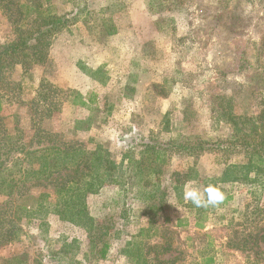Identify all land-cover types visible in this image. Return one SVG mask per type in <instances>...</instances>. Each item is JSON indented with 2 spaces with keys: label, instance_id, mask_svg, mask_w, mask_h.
<instances>
[{
  "label": "rangeland",
  "instance_id": "1",
  "mask_svg": "<svg viewBox=\"0 0 264 264\" xmlns=\"http://www.w3.org/2000/svg\"><path fill=\"white\" fill-rule=\"evenodd\" d=\"M228 1L49 0L69 23L51 40L46 61L27 70L15 64L0 75V174L21 176L30 166L27 153L47 145L76 140L91 151L101 145L115 163L114 182L86 204L109 249L98 259L85 229L60 220L52 208L37 213L45 202L31 196L51 186L27 180L13 197L0 195V233L9 231L13 239L0 246V258L15 264H133L144 246L159 245L148 253L158 264H199L202 252L215 253V264H264L261 186L214 183L224 163H246L238 150L223 148L233 133L220 119V97H237L235 114L255 112L247 101L260 36L242 20H216ZM104 21L115 26L113 34H103ZM13 39L0 11V49ZM261 91H255L257 103ZM253 122L242 128L249 136ZM202 145L214 150L193 152ZM129 157L136 163L129 164ZM177 173L184 177L175 183ZM212 178L230 199L207 207L205 228L197 229L198 212L183 189L189 181L203 189ZM153 194L158 198L150 202ZM161 194L163 210L148 216L146 206L159 203ZM179 219L187 221L180 229Z\"/></svg>",
  "mask_w": 264,
  "mask_h": 264
},
{
  "label": "trees",
  "instance_id": "2",
  "mask_svg": "<svg viewBox=\"0 0 264 264\" xmlns=\"http://www.w3.org/2000/svg\"><path fill=\"white\" fill-rule=\"evenodd\" d=\"M0 11L9 22L14 34L13 41L0 49V75L4 74L10 66L15 64H20L23 70L30 69L32 65L43 64L47 59L51 40L65 29L69 23V18L65 14L57 13L49 0H0ZM215 18L216 20L230 18L233 22L242 20L246 25L252 26L255 29L254 32L260 38L258 43L255 44L254 61L257 65V70L249 79L253 85L250 92L252 99L250 98L247 101L255 112L251 111L250 115L249 111L243 114H235L233 112V107L236 105L235 99H237L235 96L220 97L218 102L220 119L231 125L233 133H231V138L229 137L228 139L230 148H223L229 153H235L238 150V153L243 154V160L246 163H224L218 179L212 178L211 181H207L206 186L214 180V183L245 181L261 186L264 193V97L258 103L254 97L257 90H262L261 92L264 94V0H229L225 4L223 11L215 15ZM103 25L107 27L104 30V35H111L115 32L114 25L105 21ZM241 62L247 63V60L241 57ZM42 98L44 100V97ZM79 105L84 107L86 104L82 101L79 102ZM49 110L53 109H46V111ZM251 120L255 121L252 123L253 128L251 129L253 136H249L245 131H242L244 125ZM178 147L183 148L184 146L178 145ZM206 148L202 145L200 149L192 148V150L193 152L214 150ZM27 158L31 159L30 166L24 168L21 176H16L6 170V172L0 174V195L9 198L13 197L14 194L19 193L16 187L22 181L32 180L35 184L40 185L46 181L47 184L43 185L49 188L51 186L50 191L41 194L37 198L31 196L32 199H40L45 202V204L41 203L39 205L37 213L45 212L47 214L48 210L52 208L51 213L57 215L60 220L85 229L89 243L95 247L94 256L98 259L105 258L109 249L108 240L104 234H101L100 226L95 225L88 213L86 204V199L89 195L96 194L103 186L114 182L116 166L105 149L98 145L94 151L87 150L82 147L80 142L70 140L59 145H47L46 147L35 149L27 153ZM154 160H160V155L157 154ZM127 161L129 164L136 163L133 157H129ZM182 175L180 173L174 174V177H177L174 178V182L176 183ZM158 195L153 194L148 197V200L154 202ZM163 196L164 194H161L159 203H150L146 206L148 216H159V213L163 210ZM229 199L230 197H225L223 203L216 207L226 204ZM192 206L198 212L197 217H195L194 227L204 229V224L207 221L205 215L207 207H196L193 204ZM21 207L24 211H27L26 205ZM29 222L30 220L27 219V223ZM186 225V220L179 219L176 223L178 229ZM203 236L208 239V242H211L209 241L210 237L206 233ZM247 237L250 239L256 238L250 235ZM12 241L9 231L5 234L0 233V246ZM226 245L227 247L229 246L228 242ZM211 246L210 243L207 248H212ZM152 247L160 248L159 245L144 246L145 252L135 257L132 260L133 264H152V261L158 264L159 261L150 260L148 257ZM214 254L202 252L199 264H215L216 257ZM11 259L2 257L0 258V264H15V261ZM174 262L172 260L169 264ZM17 264L19 263L17 262ZM33 264L42 263L34 261ZM160 264H165V262L161 261Z\"/></svg>",
  "mask_w": 264,
  "mask_h": 264
},
{
  "label": "clouds",
  "instance_id": "3",
  "mask_svg": "<svg viewBox=\"0 0 264 264\" xmlns=\"http://www.w3.org/2000/svg\"><path fill=\"white\" fill-rule=\"evenodd\" d=\"M183 198L196 207H216L223 203L225 194L215 185L209 184L201 189L195 181H189L184 186Z\"/></svg>",
  "mask_w": 264,
  "mask_h": 264
}]
</instances>
